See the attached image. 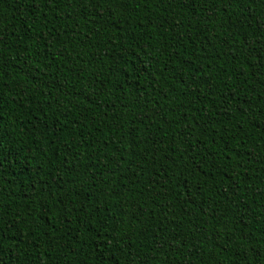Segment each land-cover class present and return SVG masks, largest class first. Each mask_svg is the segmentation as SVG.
I'll use <instances>...</instances> for the list:
<instances>
[{
  "label": "trees",
  "instance_id": "trees-1",
  "mask_svg": "<svg viewBox=\"0 0 264 264\" xmlns=\"http://www.w3.org/2000/svg\"><path fill=\"white\" fill-rule=\"evenodd\" d=\"M0 264H264V0H0Z\"/></svg>",
  "mask_w": 264,
  "mask_h": 264
}]
</instances>
